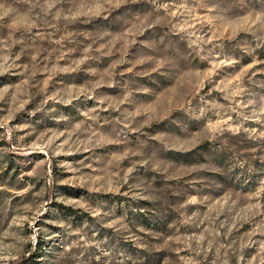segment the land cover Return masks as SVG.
<instances>
[{
  "label": "rangeland",
  "instance_id": "rangeland-1",
  "mask_svg": "<svg viewBox=\"0 0 264 264\" xmlns=\"http://www.w3.org/2000/svg\"><path fill=\"white\" fill-rule=\"evenodd\" d=\"M0 264H264V0H0Z\"/></svg>",
  "mask_w": 264,
  "mask_h": 264
},
{
  "label": "trees",
  "instance_id": "trees-1",
  "mask_svg": "<svg viewBox=\"0 0 264 264\" xmlns=\"http://www.w3.org/2000/svg\"><path fill=\"white\" fill-rule=\"evenodd\" d=\"M30 260H26L25 263L29 262Z\"/></svg>",
  "mask_w": 264,
  "mask_h": 264
}]
</instances>
